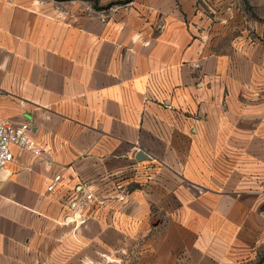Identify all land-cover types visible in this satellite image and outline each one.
I'll use <instances>...</instances> for the list:
<instances>
[{"label":"crops","instance_id":"0c3cea01","mask_svg":"<svg viewBox=\"0 0 264 264\" xmlns=\"http://www.w3.org/2000/svg\"><path fill=\"white\" fill-rule=\"evenodd\" d=\"M196 2L0 0V122L38 151L11 147L0 264H244L264 225V61L206 53ZM216 2L214 26H235L238 0Z\"/></svg>","mask_w":264,"mask_h":264},{"label":"rangeland","instance_id":"374dc122","mask_svg":"<svg viewBox=\"0 0 264 264\" xmlns=\"http://www.w3.org/2000/svg\"><path fill=\"white\" fill-rule=\"evenodd\" d=\"M46 4H51L56 8L61 15H69L71 13H95L107 15L113 9L123 7L128 3H123L125 0H41ZM217 0H197L195 6V17H198V22L195 24L197 33L205 34L206 53H214L216 55H228L229 52L235 51V45L242 48L245 45H251L258 57L259 61H264V0H238L240 5L237 12H233V20L236 25L230 27L227 23L217 28L214 25L221 23V18H229L227 14V6L219 8ZM227 18V19H228ZM229 21V20H228ZM242 25L240 26V22ZM244 21L247 24H244ZM252 23V24H250ZM223 24V23H222ZM263 24V25H262ZM235 37L243 40L246 38L250 41L244 43L235 39ZM234 39V41H231ZM242 78V77H241ZM264 81V75H263ZM221 106L223 111H227L226 88L221 87ZM259 205V204H258ZM259 213L264 219V205L260 206ZM264 223V220H263ZM262 232L259 235V240L252 243V252L244 259V264H264V225ZM132 255H125L124 264H138V260Z\"/></svg>","mask_w":264,"mask_h":264},{"label":"built area","instance_id":"2783aa9c","mask_svg":"<svg viewBox=\"0 0 264 264\" xmlns=\"http://www.w3.org/2000/svg\"><path fill=\"white\" fill-rule=\"evenodd\" d=\"M31 128L27 123L14 124L11 122H0V186L3 182V173L8 163L12 162L13 155L11 147L20 149H31L30 145ZM34 153L37 150L31 149ZM60 181V176L53 178V183L47 187V191H52L56 183Z\"/></svg>","mask_w":264,"mask_h":264},{"label":"water","instance_id":"95a60500","mask_svg":"<svg viewBox=\"0 0 264 264\" xmlns=\"http://www.w3.org/2000/svg\"><path fill=\"white\" fill-rule=\"evenodd\" d=\"M135 159L137 161H144V160H148L149 157L143 151H138L136 156H135Z\"/></svg>","mask_w":264,"mask_h":264},{"label":"trees","instance_id":"16d2710c","mask_svg":"<svg viewBox=\"0 0 264 264\" xmlns=\"http://www.w3.org/2000/svg\"><path fill=\"white\" fill-rule=\"evenodd\" d=\"M131 1H133V0H125V1H123V3H130Z\"/></svg>","mask_w":264,"mask_h":264}]
</instances>
